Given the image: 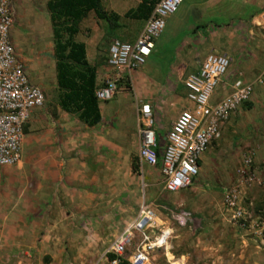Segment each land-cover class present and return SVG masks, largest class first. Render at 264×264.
Listing matches in <instances>:
<instances>
[{"label": "crops", "instance_id": "obj_1", "mask_svg": "<svg viewBox=\"0 0 264 264\" xmlns=\"http://www.w3.org/2000/svg\"><path fill=\"white\" fill-rule=\"evenodd\" d=\"M223 1L204 0L203 5L192 6L191 11L218 7ZM237 1L234 7L255 0ZM263 10L264 0H261L255 10L243 17L240 14L234 27L219 32L209 29L203 32L189 24L187 36L178 43L175 41L177 29L183 17L189 20V11L181 14L175 11L166 18L149 56L135 71L113 73L106 62L90 55L89 44L78 40L84 44L86 61L95 67V88L105 77H125L129 84L128 92L120 93L118 89L109 101L96 102L97 120L92 124L89 121L93 114L84 121L62 110L57 102L53 103L55 98L49 93L54 90L57 94V90L51 49L43 57H39V52V56L28 58L17 53L19 49L11 38L29 83L42 90L45 104L29 112L23 126L19 162L0 167L4 172L0 178V264H108L104 251L99 253L100 248H108L135 221L141 205L155 213L153 200L161 195L159 186L162 190L158 167L139 164L136 159L137 107L150 106L153 130L162 145L174 117L187 108L181 100L186 94L183 79L196 73L210 53L225 55L229 60L211 101L225 96L231 81L240 77L252 83L253 92L248 101L251 110L254 105H261L259 96L263 87L254 82L264 69V23L258 21ZM143 21L130 20L132 36L120 41H134ZM162 52L166 55L164 67L159 63ZM104 58L106 61V53ZM30 64L38 68L40 76L30 72ZM243 107L244 104L221 126L216 150L231 149L228 140L233 135L241 137L237 141L240 144L247 140L250 126L256 120L253 118L251 124L247 123L245 113H241ZM171 109L173 117L166 116ZM261 159L253 155V165L259 167ZM200 164L201 158L199 167ZM247 197L254 210L263 211L261 190L250 189ZM220 215L225 216L224 212ZM242 237L245 236L237 237L241 239L237 255L240 261L264 264V251H257L247 237ZM208 242L203 243L204 260L210 264L217 259L225 263L226 255L222 252L225 247L220 244L217 255L213 243Z\"/></svg>", "mask_w": 264, "mask_h": 264}, {"label": "built area", "instance_id": "obj_2", "mask_svg": "<svg viewBox=\"0 0 264 264\" xmlns=\"http://www.w3.org/2000/svg\"><path fill=\"white\" fill-rule=\"evenodd\" d=\"M183 0H158L132 42L112 39L106 50V66L117 72L139 69L149 56L154 41L162 33L165 20ZM13 0H0V167L16 165L20 160L23 126L32 109L44 102L42 90L29 83L10 40L13 25ZM264 23V10L258 15ZM229 60L225 55L207 54L194 74L187 75L182 85L190 108L181 110L166 131L162 145L153 130L150 106L137 107L136 159L139 164L158 167L162 190L175 194L187 189L199 173V161L211 142L219 137L224 122L248 102L252 83L237 77L229 84L228 93L217 100L211 96L225 74ZM264 88V69L254 82ZM117 79H105L93 91L97 102H107L116 94ZM252 151L241 156L232 182L221 194V207L229 223L247 237L257 249L264 251V209L254 210L247 193L259 189L264 194V167H256ZM264 205V201H263ZM176 216V215H175ZM174 218V216L172 217ZM155 213L141 205L135 221L126 227L107 248L115 258L111 264H145L155 249L165 246V231L152 234ZM139 241L132 253L119 261L134 239Z\"/></svg>", "mask_w": 264, "mask_h": 264}, {"label": "rangeland", "instance_id": "obj_3", "mask_svg": "<svg viewBox=\"0 0 264 264\" xmlns=\"http://www.w3.org/2000/svg\"><path fill=\"white\" fill-rule=\"evenodd\" d=\"M46 1L13 0L14 19L10 30V40L12 38L16 49H19L17 53L22 54V56L34 58L39 56L40 52L39 57H41L43 53L45 54L46 51L51 49L50 26L45 9ZM138 1L101 0L103 10L114 12L119 16V26L116 30L109 31L106 23L97 20L90 12L79 23V32L75 40H84L87 46L89 44L87 49L90 55L96 60H103L102 62L105 63L104 55L110 41L112 39L128 40L132 36L129 26L131 22L123 18L122 14L127 9L134 7ZM202 2L204 3V0H183L177 7L176 12L178 13L176 14L189 11V20L187 21L183 17L182 24L177 29L176 43L182 37L187 36L186 28L189 24L196 25V29L203 30V32L206 29L211 32H219L234 27L236 18L240 14V17H243V15L255 10L260 5L261 0H255L242 7H234L238 2L237 0H224L218 7L191 11L192 6ZM194 49L197 50V48ZM163 52L159 58V63L164 67L166 66V55ZM29 69L34 75L40 76L38 68L33 64H30ZM50 70L53 71L52 68ZM111 71L116 73L115 70ZM105 79L106 77L99 84ZM117 88L120 89V93L128 92V80L125 77L117 79ZM49 94L52 98H55L53 100L55 104L57 102L56 92L53 90ZM259 98L261 105H254V109L251 110V104L246 102L241 112L245 113L247 123L251 124L253 118L256 120L255 125L250 126V133L246 135L247 140L241 143L244 145L237 142L241 139L240 136L233 135L228 140L231 149L227 147L216 150V144H218V139H216L202 154L204 158L201 156L198 176L190 187L175 194H168L162 191L159 186L161 195L153 200V204L158 211H155V215H158V217H155L152 234L157 235L159 231H165L167 233L166 241L164 247L155 249L150 253L148 262L145 264H210L204 260L203 243L205 240L213 243L217 255L221 251L220 244L225 247L222 251L226 255L225 263H220L217 259L213 264H243L237 256L239 241L241 240L237 237L242 235L231 226L226 216L220 215V213L223 214L221 194L232 182L241 156L246 150H251L254 157L257 155L262 158V162L258 165L264 167V88ZM181 100L187 108H190L191 103L186 100V97H181ZM90 102H92V99L84 104V112L88 114L94 113L97 108L92 106ZM44 104L45 102H43ZM166 116L173 117L172 109ZM246 142L247 144H245ZM238 145L241 147L237 148ZM2 175H4V172L0 168V178ZM173 216L174 218H172ZM242 238L246 239L245 237ZM138 241L139 238L135 235L130 246L119 258L120 262L123 261L125 256L132 253ZM195 245H197L196 248ZM106 250L107 248H100L99 253L104 251V257L112 254L107 253ZM257 251L262 252L263 250L257 249ZM108 264H111V262L108 261Z\"/></svg>", "mask_w": 264, "mask_h": 264}, {"label": "trees", "instance_id": "obj_4", "mask_svg": "<svg viewBox=\"0 0 264 264\" xmlns=\"http://www.w3.org/2000/svg\"><path fill=\"white\" fill-rule=\"evenodd\" d=\"M157 1L139 0L138 4L126 10L122 17L129 20H145ZM45 9L51 33L57 104L62 110L87 121L91 114L84 112V104L91 99L92 106L96 103L93 97L95 67L85 59L84 44L75 40L79 32L78 25L92 12L97 20L106 23L109 30H115L119 26V16L103 10L100 0H47ZM92 114L89 121L91 124L97 120V113ZM132 168L135 170V166ZM114 258L112 254L106 256L109 262Z\"/></svg>", "mask_w": 264, "mask_h": 264}]
</instances>
